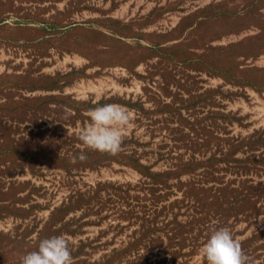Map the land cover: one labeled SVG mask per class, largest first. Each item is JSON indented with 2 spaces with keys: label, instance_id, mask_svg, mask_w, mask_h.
Here are the masks:
<instances>
[{
  "label": "rangeland",
  "instance_id": "374dc122",
  "mask_svg": "<svg viewBox=\"0 0 264 264\" xmlns=\"http://www.w3.org/2000/svg\"><path fill=\"white\" fill-rule=\"evenodd\" d=\"M110 103L116 155L79 139ZM223 226L264 264V0H0V264H206Z\"/></svg>",
  "mask_w": 264,
  "mask_h": 264
},
{
  "label": "clouds",
  "instance_id": "9594fccd",
  "mask_svg": "<svg viewBox=\"0 0 264 264\" xmlns=\"http://www.w3.org/2000/svg\"><path fill=\"white\" fill-rule=\"evenodd\" d=\"M88 119L79 134L80 141L90 150L119 154L125 131L133 124L131 110L117 103L104 104L91 109ZM201 253L206 264H248L240 240L227 226L212 230ZM22 264H74L69 240L64 235L39 240L36 250L22 258Z\"/></svg>",
  "mask_w": 264,
  "mask_h": 264
}]
</instances>
